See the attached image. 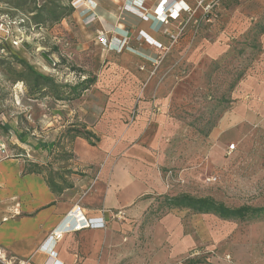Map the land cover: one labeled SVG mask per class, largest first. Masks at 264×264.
Here are the masks:
<instances>
[{
  "label": "rangeland",
  "instance_id": "374dc122",
  "mask_svg": "<svg viewBox=\"0 0 264 264\" xmlns=\"http://www.w3.org/2000/svg\"><path fill=\"white\" fill-rule=\"evenodd\" d=\"M4 1L9 4H3V9L10 14L32 12L35 20L46 21L49 27L60 24L52 18L43 19L46 12L39 14L37 7L45 3L57 12H64L69 24L68 30L58 25L54 31H41L43 40L35 38V45L40 42L47 52L43 48L41 53L37 52V45L32 44L28 48L22 44L12 45L3 53L0 50L3 54L0 57V147L4 150L0 151V157L22 159L28 168L32 162L39 163L47 177L58 172L68 181L72 177L84 178L88 174L72 173L68 168L70 158L66 147L72 141V129L97 122L108 98L119 84L122 89L132 75L113 67L120 62L119 58L103 56L99 45L92 40L94 34L97 37L100 32L93 25L97 18L88 20L94 15L95 4L91 0H85L83 8L91 12L81 20L87 33L73 18L71 0ZM106 1L101 0V3ZM130 2L127 5H132V0ZM185 8L183 32L193 31L201 57L198 61L192 60L194 51L191 52L184 58L183 66L179 65L178 71L171 73L176 83L186 82L179 94L191 99L178 105L174 116L181 123L170 126V136L166 138V143L175 147L174 154L180 162L158 170L161 175L170 169L183 174L188 181L182 190L184 193L213 196L230 206H264V33H260L264 27V0H189ZM56 34L67 35L70 45L63 43L58 51L52 38ZM30 36L33 39L34 35ZM77 42L81 43L79 49ZM84 42H87L85 47ZM212 44L218 46L216 56L213 55L215 50L209 48ZM66 51H73L75 56L66 58ZM43 52L57 65L52 66ZM18 59L53 77L62 87L60 95L64 99L57 100L50 88L32 94V77L24 74L27 79L22 80L26 67ZM197 62L202 66L192 72ZM163 63L169 65L171 59L168 57ZM84 79L92 80L89 88L73 92L71 87ZM233 82L235 86L231 88ZM8 124L11 129L6 132L2 127ZM17 133H24L28 142H21ZM39 142L46 143L47 149L36 148ZM233 143L236 147L229 153L228 146ZM213 175L218 179L208 181ZM91 179L93 181L94 176ZM88 189L79 192L77 202L81 203ZM165 195L169 194H154L147 220L169 212L163 205ZM208 219L213 226V236L172 264H256L258 259H264V216L224 220L209 214ZM133 250L125 252L132 256V263L140 256L138 264H162L159 259L154 260L153 255L144 257Z\"/></svg>",
  "mask_w": 264,
  "mask_h": 264
},
{
  "label": "crops",
  "instance_id": "0c3cea01",
  "mask_svg": "<svg viewBox=\"0 0 264 264\" xmlns=\"http://www.w3.org/2000/svg\"><path fill=\"white\" fill-rule=\"evenodd\" d=\"M91 2L95 4L93 17L97 18L93 25L97 32L105 33L106 42H99L95 34L92 40L99 45L103 56H117L120 62L113 67L128 72L132 79L123 84L122 89L118 85L97 122L84 124L98 138L94 140L95 144L76 137L66 147L72 155L68 168L74 173L81 171L88 175L72 177L71 181L64 176L72 186L62 192L51 190L44 173H23L24 160L0 157V264L3 261L48 264L47 240L60 229L84 188H89L81 201L86 215L104 216L106 227L64 233L63 238L52 246L56 259L62 264H138L140 256L132 263V256L125 255L132 249L144 257L153 255V259H159L162 264H172L213 236L209 214L172 209L154 220L146 219L155 193L176 195L188 182L183 174L172 169L163 175L158 170L180 162L174 154L175 147H170L166 138L170 136V126L181 123L174 116L178 105L191 99L179 94L186 82L176 83L171 73L178 71L191 52L194 51L192 60L198 61L201 57L193 31L181 34L184 12L180 18L165 24L160 19L165 0H132V5H127L130 0ZM185 2L189 4V0ZM90 12L85 8L73 12V18L85 33L87 27L81 25V20ZM68 24L66 18L58 25L68 30ZM58 25L45 29L54 31ZM141 30L166 48L141 38ZM177 35L178 39L174 41ZM124 37L128 44L118 52L115 45ZM52 38L58 51L62 49L63 40L71 43L67 35L56 34ZM110 40L113 43L108 47ZM32 45L45 49L40 42L36 45L32 42ZM80 45L77 42V49ZM85 45L87 42L83 47ZM209 48L215 50L213 55L216 56L217 44ZM66 55V58H73L75 53L66 51ZM168 57L171 64L164 65ZM201 66L197 62L192 72ZM134 111L136 118L130 124ZM93 176L92 181L90 177ZM120 210L124 216L119 219L112 216ZM262 263V258L256 262Z\"/></svg>",
  "mask_w": 264,
  "mask_h": 264
},
{
  "label": "trees",
  "instance_id": "16d2710c",
  "mask_svg": "<svg viewBox=\"0 0 264 264\" xmlns=\"http://www.w3.org/2000/svg\"><path fill=\"white\" fill-rule=\"evenodd\" d=\"M71 1H70V6H71L70 9L73 10L74 12L75 9L71 5ZM0 4L7 5L9 3L7 1L0 0ZM37 10L39 14L41 13V15L43 12H46V15L42 16L43 19L49 20L52 18L56 23H61L64 19L67 18V16L64 15V12H57L55 8L49 7L45 3L40 4L37 7ZM16 11H18V8H16ZM19 13L24 14L28 17L26 26L31 27L32 25H34L37 27V29H39L42 26L45 27L48 26L46 25L47 24L46 21L35 20L34 14L32 12H25V13L19 12ZM11 15L15 16L16 14H11ZM260 33H264V27L260 29ZM8 47L11 48L9 45H3L2 43H0V50L1 49L7 50L6 48ZM2 53H0V57L3 55ZM18 61L26 67V70L22 72V77H24L22 80L27 79V77H25L24 74H28V76L32 77V84H30V90L32 94L40 90L43 89L46 90L50 88L54 91V96L57 100L64 99L60 95V88L62 87L55 83V79L53 77L44 75L41 72L37 71L34 67L29 65L24 59H18ZM91 81L92 80L90 79H84L83 81L73 85L71 87V90L73 92L76 91L77 89H81L85 91L89 88ZM234 86H235V82L232 83L231 88H233ZM2 128L6 132H9L11 126L8 124V125H4ZM72 132L73 133L71 135V139H74L76 137H82L88 140L89 143L92 145L95 144L94 140H98L96 135L91 130H89L86 127V125H82L80 128L72 129ZM16 135L21 142L23 143L28 142V139L26 138V135L24 133H17ZM47 147L48 145L46 143L39 142L36 144V148L38 149L39 148L47 149ZM71 157L72 155L69 153V158ZM71 172L74 173L73 170ZM23 173L43 174V166L40 165L39 163L32 162L30 163L29 168L26 165H24ZM53 174H55L56 177L60 178V180L59 179L56 180ZM64 176L65 175L63 174L55 172V173H51L50 176L46 178L48 185L52 191L59 193L62 192L65 188L72 186L66 179H64ZM163 205L169 211L172 209H188L190 212L195 214H213L224 220H246V219L260 218L264 216V206H253L246 204L239 206H230L227 205L225 202L216 199L213 196H195L191 193H184V192L176 195H165L163 200Z\"/></svg>",
  "mask_w": 264,
  "mask_h": 264
},
{
  "label": "built area",
  "instance_id": "2783aa9c",
  "mask_svg": "<svg viewBox=\"0 0 264 264\" xmlns=\"http://www.w3.org/2000/svg\"><path fill=\"white\" fill-rule=\"evenodd\" d=\"M169 0L165 1V7L160 12V19L165 24H169L172 20H176L181 17L183 12H186L185 6H187L185 0H173L170 5H167V2ZM71 5L75 10H79L83 8L85 5V0H72ZM3 4H0V43L3 45H9L10 47L12 45L14 46H20L21 44L25 47H29V45L32 44V42L35 40V38H38L40 35H42L41 31L45 29V26L40 27L37 29L36 26L32 25L26 26V22L28 20V17L24 14L15 15L12 16L8 11H6V8L3 9ZM89 10V9H88ZM94 15H91L88 20L91 22V19L93 20L95 17ZM184 30V26H181V34ZM30 35H34L33 39ZM139 35L141 38H144L146 41L155 44L157 47H160L162 49H165L161 43L151 39L148 37V35L141 30L139 32ZM178 39V35L174 36L173 40L176 41ZM97 40L100 42H106L105 33L101 31L97 35ZM63 43L66 46H69V41L64 40ZM113 41L110 40L108 43V47L112 45ZM128 44L127 37H124L121 41H119L118 44H116V51L121 52L124 48H126ZM12 48V47H11ZM38 49V50H37ZM37 52L41 51V48L36 47ZM2 52L4 50L1 49ZM62 54V53H61ZM68 57V55H65ZM52 66H56L57 62L55 60L50 61ZM71 74L74 75V72L71 71ZM136 118V112L134 111L131 119L130 124H132L135 121ZM4 147V145H2ZM235 144H231L228 146L229 153L233 152L235 149ZM0 151L4 152L3 148L0 147ZM169 179L171 176V173L168 174ZM167 179V180H169ZM218 179L217 175H213L212 177L208 178V181L215 182ZM169 181L167 182V186H169ZM102 213H104V210L102 209ZM112 216L115 218H120L124 216L123 211H117L115 213H112ZM106 227V221L104 219V216L101 217H88L85 213L84 207L82 203L76 202L71 209L66 214V217L64 218L60 229L55 230L48 238L46 248L50 252V261L48 264H62L56 259V252L52 250V246L55 245V243L59 240H61L64 236V233L70 232V231H80L85 228H104ZM3 264H10L8 262H4Z\"/></svg>",
  "mask_w": 264,
  "mask_h": 264
},
{
  "label": "water",
  "instance_id": "95a60500",
  "mask_svg": "<svg viewBox=\"0 0 264 264\" xmlns=\"http://www.w3.org/2000/svg\"><path fill=\"white\" fill-rule=\"evenodd\" d=\"M42 54L47 57V59H48L49 62L51 61V58L45 52H43Z\"/></svg>",
  "mask_w": 264,
  "mask_h": 264
},
{
  "label": "bare ground",
  "instance_id": "6f19581e",
  "mask_svg": "<svg viewBox=\"0 0 264 264\" xmlns=\"http://www.w3.org/2000/svg\"><path fill=\"white\" fill-rule=\"evenodd\" d=\"M40 65H41V66L43 65V66L46 68V66H45L43 63H40ZM47 69H48V68H47Z\"/></svg>",
  "mask_w": 264,
  "mask_h": 264
},
{
  "label": "clouds",
  "instance_id": "9594fccd",
  "mask_svg": "<svg viewBox=\"0 0 264 264\" xmlns=\"http://www.w3.org/2000/svg\"><path fill=\"white\" fill-rule=\"evenodd\" d=\"M172 1H173V0H172ZM172 1H171V2H172ZM171 2H170V3H171ZM170 3H169V1H168V2H167V5H170Z\"/></svg>",
  "mask_w": 264,
  "mask_h": 264
}]
</instances>
